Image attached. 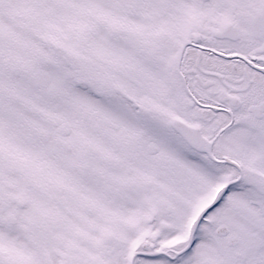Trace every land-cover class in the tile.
<instances>
[{
  "label": "snow or ice",
  "instance_id": "6c2138e0",
  "mask_svg": "<svg viewBox=\"0 0 264 264\" xmlns=\"http://www.w3.org/2000/svg\"><path fill=\"white\" fill-rule=\"evenodd\" d=\"M0 264H264V0H0Z\"/></svg>",
  "mask_w": 264,
  "mask_h": 264
}]
</instances>
